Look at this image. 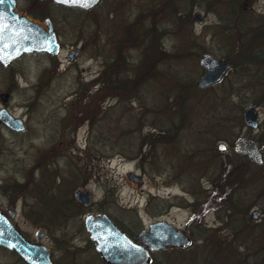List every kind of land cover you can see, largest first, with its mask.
<instances>
[{"label":"rangeland","instance_id":"374dc122","mask_svg":"<svg viewBox=\"0 0 264 264\" xmlns=\"http://www.w3.org/2000/svg\"><path fill=\"white\" fill-rule=\"evenodd\" d=\"M20 14L50 18L60 43L54 55L33 51L0 65V93H9L0 108L26 125L14 132L0 121L2 194L19 199L21 232L56 264H108L84 225L87 214L105 212L131 235L158 220L193 234L181 249H153L150 264H201V226L225 238L231 258L238 250L264 262V162L230 151L237 135L264 128V64L242 55L264 51L262 39H246L264 31V0H98L83 10L32 0V12ZM204 53L231 68L200 89ZM107 74L126 85L109 92ZM247 103L260 114L255 130L242 122ZM157 126L168 131L148 147L143 133ZM78 188L89 204L74 196Z\"/></svg>","mask_w":264,"mask_h":264},{"label":"water","instance_id":"95a60500","mask_svg":"<svg viewBox=\"0 0 264 264\" xmlns=\"http://www.w3.org/2000/svg\"><path fill=\"white\" fill-rule=\"evenodd\" d=\"M68 6L89 8L97 0H53ZM12 0H0V63L8 65L11 60L23 52L45 51L55 54L60 43L52 27L50 18H45L47 29L32 22L24 16H18L11 7ZM78 48L70 51L68 58H72ZM200 64L204 68L203 74L198 76L197 84L207 85L218 80L225 74L230 65L209 53L200 56ZM2 101L9 99L8 92L0 93ZM254 106L248 105L243 111L246 124L256 126V112ZM0 120L11 128L22 129L24 126L20 118H14L6 109H0ZM235 150L247 153L257 162H262V155L253 139L237 137ZM74 196L84 204L90 203L89 191L76 189ZM13 215V212L10 213ZM256 211L253 212V216ZM84 225L100 258L108 264H150V251L165 245L185 246L189 238L183 231L176 230L166 221H156L149 225V229L140 230L132 237L127 235L106 214H89L84 218ZM38 235H42L39 232ZM0 244L14 248L17 254L28 264H52L50 252L40 243L31 242L0 212Z\"/></svg>","mask_w":264,"mask_h":264},{"label":"trees","instance_id":"16d2710c","mask_svg":"<svg viewBox=\"0 0 264 264\" xmlns=\"http://www.w3.org/2000/svg\"><path fill=\"white\" fill-rule=\"evenodd\" d=\"M66 8L67 9H72V10H75V9L79 10V8H74V7H66ZM253 38H257V39L260 38V39H262L264 41V32L262 30H257L256 32H253ZM260 39L257 40L258 41V45L262 46L261 43H259ZM263 45H264V43H263ZM262 47L264 48V46H262ZM249 51H250V53L248 54L249 58L253 55L255 57L252 56L251 59L254 58V60L255 59H258V60H262L263 59L264 60V51L262 49L257 48L255 51L252 50V49L249 50ZM242 55H243V51H242ZM106 77H107V81H106L105 85L107 86L106 89L109 92H116L118 90H121L120 87H124L126 85V80L123 81L121 84L117 85L116 78L114 79L109 74H107ZM261 91H262V96L261 95L260 96L263 97V102H264V83H263V85L261 87ZM167 114L175 115L176 113L172 112V113H167ZM167 116H170V115H167ZM158 125L162 126L161 124H158ZM160 126H157V128L154 127L152 129L149 128L147 131H145L143 133L144 135H146V137H148L147 138V142L145 143L148 147H151L150 146L151 142H150L149 137H152L155 134H156L155 138H157V140H164V134L167 133L168 130L165 129V128L161 129ZM256 139H257V141L259 143L260 148L263 149L264 148V128L262 129V131L260 133H258L256 135ZM143 142H145L144 138H141L138 145H141V143H143ZM148 143H150V144H148ZM125 154H128V153H125ZM131 154L133 156H137V157H148V158L150 157L149 153H147V152L141 153L139 149H135L134 151L132 150ZM129 156H131V155H129ZM116 223H117V221H116ZM123 230H125V229H123ZM206 230L207 229H205L204 226H201L199 231L197 232L198 235H196V238L200 240L203 248L206 245L209 248H211V247L213 248L214 247V249L212 250L211 254H210L209 250L208 251H205V250L201 251V249H199V248L194 251V253H197V254L199 253L198 255L202 259V261L200 262L201 264H219V262L222 259L226 260L229 264H252L249 260L244 259V256L237 257L236 259L234 257L231 258L230 252L227 251V248L224 246L225 243H223L225 238L221 237V235H220L221 239L204 235ZM125 231L127 233L131 232V231H128V230H125ZM190 237H191V239H190V242H191L193 234L190 235ZM174 248L181 249L183 247H174ZM186 255H192V253L191 252H187V253L179 254L180 257H184ZM174 257H176V256H174ZM168 258H170V257H168Z\"/></svg>","mask_w":264,"mask_h":264},{"label":"flooded vegetation","instance_id":"af4514ba","mask_svg":"<svg viewBox=\"0 0 264 264\" xmlns=\"http://www.w3.org/2000/svg\"><path fill=\"white\" fill-rule=\"evenodd\" d=\"M11 7H12V10L16 11L19 15H22V14H20L21 11L32 12V0H12ZM23 16H26L29 20H32V16H30V17L28 15H23ZM46 17L47 16L43 17V22H44V18H46ZM35 22H37L38 24L43 25V23L41 21H39V20H37ZM2 107L7 109L6 105H4ZM20 118H22V121L24 123L23 115ZM3 125H5L7 127V129L9 128L11 131H14V132L15 131H24L26 129V125L25 124H24V127L21 130H16L14 128H11L5 123H3ZM3 183H4L3 179L0 178V212L2 214H4L10 220V222H12V224L19 229V227H18V225H17V223L15 221L16 213H17L16 212V209H17L16 204L18 203L19 199L11 197L12 196L11 194H6V195L2 194V190L3 189L1 187V185ZM11 212H13V215L10 214ZM25 236L27 237V235H25ZM28 239L31 240V241H35V242L38 241V240H35V239H31V238H28ZM4 252L8 253V255L13 258V260L10 261V263L18 264V263L22 262L21 259L16 254V252L14 251L13 248H10V247H7V246H4V245L0 244V255L2 253H4ZM51 258H52V255H51ZM1 259L2 258L0 257V264H5V261L3 259L2 260Z\"/></svg>","mask_w":264,"mask_h":264},{"label":"bare ground","instance_id":"6f19581e","mask_svg":"<svg viewBox=\"0 0 264 264\" xmlns=\"http://www.w3.org/2000/svg\"><path fill=\"white\" fill-rule=\"evenodd\" d=\"M263 31V30H262ZM264 32V31H263ZM250 38V40H253V39H256V38H253V33H252V35H246V39H249ZM258 39H260V38H258ZM243 53H244V55L245 56H248V54L250 53V51H249V49H244L243 50ZM216 57V56H215ZM253 57H255V56H253ZM217 58V57H216ZM252 57H250V59H251ZM218 59H221V58H218ZM222 60V59H221ZM248 62H249V60H247ZM254 61H256L257 63L259 62V60L258 59H255ZM199 64H200V62H199ZM262 64H264V60L262 59L261 60V65ZM200 66L202 67V65L200 64ZM231 67H229L228 69H230ZM202 73L204 72V68H202ZM227 72V71H226ZM225 72V73H226ZM201 75V74H200ZM199 75V76H200ZM225 75V74H224ZM224 75L223 76H221L218 80H216V81H214V82H212V83H209V84H207V85H204V86H199L198 88H200V89H204V88H207V87H210V86H214V85H216V84H218V83H220L221 82V80H222V78L224 77ZM248 105H252V106H254L253 104H251V103H247L244 107H243V110H242V112H241V117H242V122H243V124H244V126L245 127H248V128H250V129H253V130H255V129H257L258 128V125H259V123H260V114L258 113V111H257V109H256V106H254V110H255V112H256V126H251V125H248V124H246L245 122H244V120H243V111L246 109V107L248 106ZM258 134V133H257ZM256 134V135H257ZM256 135L255 136H245V135H237L238 137H243V138H245V139H253L254 140V142H255V144H256V146L258 147V149L260 148V146H259V143H258V141H257V139H256ZM235 140H237V138L235 137ZM216 149V148H215ZM225 150L226 149V146H225V144H222V143H218V145H217V150L218 151H220V150ZM261 149V148H260ZM259 149V150H260ZM231 151V155L232 156H234V157H238V155H240V156H243V157H246L248 160H250L251 162H254V164L255 165H257V166H260L261 165V163H263L264 162V158H263V154H262V151L260 150V152H261V157H262V162H257L252 156H250V155H248L247 153H242V152H239V151H237V150H235V148H234V145H232V149L230 150ZM254 211H256V215H254V217H258V215H257V213L259 212L257 209H254L253 211H252V213H251V217L253 218V212ZM159 221V220H158ZM163 221V220H162ZM156 222V221H155ZM170 224V223H169ZM172 225V224H171ZM174 227V226H173ZM175 228V227H174ZM176 229V228H175ZM144 230V229H143ZM176 230H178V229H176ZM219 247V246H218ZM214 249V247L212 248H209L208 247V249L207 250H205V251H208L209 250V252H210V254L212 253V250ZM215 251V250H214ZM199 254V253H198ZM244 254V253H243ZM240 255H242V253H240L238 250H237V252H236V257H239ZM252 264H263L264 262L263 261H258V260H256L255 262L252 260V261H250ZM219 264H229L226 260H224V259H222L220 262H219Z\"/></svg>","mask_w":264,"mask_h":264}]
</instances>
